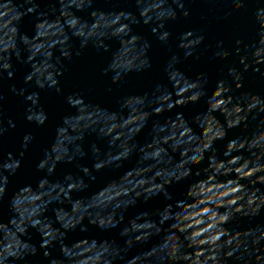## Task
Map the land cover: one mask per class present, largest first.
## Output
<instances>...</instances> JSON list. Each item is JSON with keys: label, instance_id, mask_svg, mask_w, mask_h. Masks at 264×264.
Masks as SVG:
<instances>
[{"label": "clouds", "instance_id": "obj_1", "mask_svg": "<svg viewBox=\"0 0 264 264\" xmlns=\"http://www.w3.org/2000/svg\"><path fill=\"white\" fill-rule=\"evenodd\" d=\"M126 2L134 10L97 9L96 0H0V84L14 78L17 64L26 67L23 86L11 91L22 99L24 119L31 124L41 127L49 120L44 95L63 96L77 113L91 106L83 94L64 95L62 88L66 64L89 41H96L97 54L108 52L109 35L139 45L123 72L114 71L113 64L102 69L113 85H122L128 73L151 70L152 45L133 31L139 24L170 53L160 71L173 86L169 91L161 79L148 91L120 97L114 108L98 104L97 114L104 116L103 123L93 121L98 127L84 123L82 115L65 114L54 128L56 147H44L35 163L38 191L31 183L15 191L10 187L34 137L24 135L17 154L0 150V264H29L36 256L43 264H264V94L244 88L248 75L264 80V19L253 40L240 34L230 43L207 42L204 29L170 30L171 23L191 15L193 0ZM207 2L230 5L225 18L234 13L264 17V0ZM26 20L33 25L31 33ZM72 37L80 38L78 47L69 42ZM57 44L59 55L52 51ZM202 57L222 66L210 93L207 72L189 79L179 67ZM202 99L205 107L199 109ZM250 121L258 125L255 133L249 131ZM15 127L0 108V142ZM237 129L244 134L230 136ZM86 135L96 139L86 142ZM225 141L221 152L218 144ZM132 162L139 167H126ZM59 164L75 172L52 179ZM121 169V182L109 184L100 196L75 195L106 172ZM160 199L166 203L155 219L145 209L125 222L129 209ZM92 230L110 235L99 239L88 235ZM33 232L39 245L32 242ZM77 232L80 239L70 241ZM157 236L162 240L153 244ZM141 245L148 246L142 255L130 254Z\"/></svg>", "mask_w": 264, "mask_h": 264}]
</instances>
